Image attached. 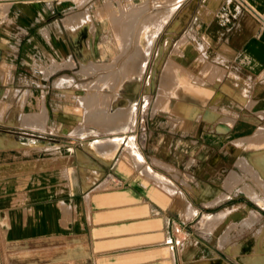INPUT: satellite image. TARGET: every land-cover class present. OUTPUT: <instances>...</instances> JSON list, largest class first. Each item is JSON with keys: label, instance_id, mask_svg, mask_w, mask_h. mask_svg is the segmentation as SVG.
<instances>
[{"label": "crops", "instance_id": "crops-1", "mask_svg": "<svg viewBox=\"0 0 264 264\" xmlns=\"http://www.w3.org/2000/svg\"><path fill=\"white\" fill-rule=\"evenodd\" d=\"M7 3L4 14L0 4V45L15 50H4L0 59L18 58L29 74L32 60L53 61L37 72L46 80L56 74L50 87H59L70 76L62 71L73 68L66 65L73 46L69 26H62L64 15L77 2ZM161 30L152 57L156 67H164L160 94L150 103L148 119L145 111L143 118L141 112L135 116L136 102L131 104L127 131H105L95 123L85 128L77 99L74 111L81 109L76 116L81 123L65 133L49 124L43 93L34 99L29 88H12V96L19 95L18 111L0 99V120L11 111L13 117L0 122V135L18 143L0 146V264H264V254L262 262H252V248L264 246V240L245 258L230 243L218 246L226 229L220 223L245 204L231 201L237 192L243 195L237 187L224 185L230 172L240 176L244 170L237 158L261 157V168L253 156L245 159L264 173V150H242L264 143V137H255L264 129V0H181ZM79 31L70 29L75 38ZM12 69L6 65L0 71L12 74ZM201 76L208 88L214 86L207 98V89L192 79ZM36 86L42 91L44 84ZM8 92L5 88L1 98ZM165 96L190 129L172 130L166 119L152 125ZM221 107L225 113H219ZM208 110L213 119L202 117ZM37 123L44 129L34 127ZM78 129L80 135L74 134ZM119 138L117 148L94 144ZM77 139L84 148L77 147ZM221 192L213 206L204 205ZM256 213L264 230V211Z\"/></svg>", "mask_w": 264, "mask_h": 264}, {"label": "rangeland", "instance_id": "rangeland-1", "mask_svg": "<svg viewBox=\"0 0 264 264\" xmlns=\"http://www.w3.org/2000/svg\"><path fill=\"white\" fill-rule=\"evenodd\" d=\"M8 1L11 0H0L3 14L9 6L7 4ZM75 1L78 6L71 9L68 14L64 15L65 19L64 21L62 20L63 23L65 22L62 25L64 29L66 28V24L69 26L68 30L71 35L70 44L73 46L72 57L74 60L69 57L66 63L67 66L73 68L62 71L71 76L64 77L66 79L64 81L68 83L64 82L63 84H60L59 87L53 88L50 87L51 79L56 74H53L47 80L41 79L42 76L37 72V68H50L55 63L53 61L45 64L42 60H32V67L34 69L32 73L29 74L26 72L28 69H21L24 68L25 64L20 63L18 58L7 61L0 59V68L4 67L6 69V65L7 67L10 65L13 67L12 74L8 72L5 74L4 71H0V99L14 105V107L9 108V110L18 111L15 109L17 104L15 103V100L19 98V95L12 96L11 89L15 87H19V89L27 87L29 88L28 95L30 98L35 99L40 93H43V97L46 100L49 124L54 125L53 127H55L57 131L65 133L81 123L76 120L78 115L81 116V109L83 110L82 112L84 116L82 126H85V128L92 129L94 127L92 123H95L99 129L113 131L119 124L124 123L127 125L125 126L127 128L123 130L127 131L132 126L134 113L135 116H137L141 112V116L143 118L145 111V117L148 119L149 109H151L150 103L156 94H160V92L156 93V91L160 84L159 81L164 74V67L161 66V63H159L157 67L154 65L155 60L152 59V57L156 50L158 40L155 45L154 42L157 33L162 29L165 22L170 18L181 0L176 3L175 8L171 12L170 16L165 19L160 29L157 28L156 24H154L155 22H152L151 18H158L160 15L162 16L175 0ZM84 5L87 8H85ZM73 17H75V20H73ZM72 27L80 30L77 32L76 38L70 32ZM150 33L155 35L154 42H150L147 39V36ZM161 33L162 30L158 34L160 35ZM134 37H138L140 39V43L142 45L140 47L143 53L141 54L144 56L147 55L148 57L143 72L136 69L143 56H137L136 53H133L135 46L133 45L132 39ZM4 50H15V46L4 47V45H0V54L4 52ZM57 61L61 62V59H58ZM8 62H11V64ZM192 79L198 87L207 89L206 92L208 95L206 98L211 94V90H214V86L211 88L207 87V81L206 79H202V76L197 78L193 77ZM55 82H60V80ZM36 83L44 84L42 91L39 90ZM5 88H9V92L4 98V95L6 94ZM3 92L5 94L3 95V98H1ZM235 98L241 102L244 101L243 98L238 95H236ZM76 99L78 102L83 104V106L81 109L77 108V110L74 111ZM133 102H136L134 113L131 105ZM202 102H200V104ZM47 103H50L51 106H47ZM217 103L214 102V104ZM200 104H197L198 109L202 108ZM121 105L122 108H120ZM158 105L157 114L150 119L153 126L159 124L161 120L164 121L166 119L167 124L172 130L182 131L190 129V124L184 125V122L182 121V112L179 110L178 106L175 105V103H170V96L163 97ZM146 106L147 109L144 110ZM217 110L221 114L226 112L224 107L218 108ZM12 111L7 113L9 115L7 119L3 117L0 122L11 120L10 118H13ZM209 114V110L203 112L202 117L205 119H213L214 117H211L212 114ZM1 115L2 114H0V116ZM86 117H88V119ZM86 120H88V122H85ZM38 124L39 123H37L36 128L38 127L39 129H44V123L40 126H38ZM47 130H49V128H47ZM81 130L82 129H78L77 131H73V133L80 135ZM98 136L108 137L107 135L104 136L101 133ZM257 136L258 138L264 137V129H259L255 137ZM3 138L5 139L6 137L0 135V146H12L18 144L13 139L8 140V138H6L4 140ZM3 140L5 142H3ZM111 140H108L105 144L106 146L101 149L105 150L108 145L113 146V142ZM6 141L9 142L7 143ZM81 141V139H77V147H83ZM247 145L245 146L246 149L244 147L242 149L247 153L249 152L248 150H257L259 148L260 151L264 150V143L259 144L252 142ZM250 145H254V149H250ZM247 147L249 148L248 150ZM241 155L237 158L236 164L246 171L242 170V172L239 173L240 176L233 171L230 172L224 185L228 190L234 186L237 187V189L240 190L244 196L252 201L237 192L236 195H232L235 199L231 201H243L245 204H239L238 206H241L234 211L231 216L225 219H223L224 216L231 209H236L237 205L227 211H221L223 215L218 217L209 229L203 228L205 233H210L213 227L223 219L220 223L221 228L226 226V229L219 237L218 246L223 247L224 243H226V245H229L230 243L234 246V248H236L235 250L238 253V257L242 255V257L245 258V255H248L250 248L255 245V242L259 245L264 240V230L262 227H259L261 221L260 219H256L258 216L256 210L264 211V173L262 171L259 172L255 166L252 168V165L245 159V156L247 155ZM251 156H253L251 160L255 161L261 168V157L259 158L253 154L247 156V158H251ZM223 173L226 172L224 171ZM253 183L256 186L250 185ZM223 196V192L218 193L215 198L206 200L204 205L207 207L213 206L216 200L222 198ZM228 204L225 203L222 204V206ZM248 207L254 208V211L250 210ZM214 215L216 214L210 216ZM203 219L201 218V221ZM226 248L228 251L234 252L233 247L227 246ZM252 251L254 255V260L252 262H262L261 256L264 254V246L261 244L259 246L256 245L252 248ZM243 264L245 263L243 262Z\"/></svg>", "mask_w": 264, "mask_h": 264}, {"label": "bare ground", "instance_id": "bare-ground-1", "mask_svg": "<svg viewBox=\"0 0 264 264\" xmlns=\"http://www.w3.org/2000/svg\"><path fill=\"white\" fill-rule=\"evenodd\" d=\"M179 0H175L174 2H172V4H171V6L170 7H168V10L165 12V13H163V15L161 16H159L158 18H155V17H152L151 19H152V22L154 23V24H156V26H157V28L158 29H160V27L163 25V23H164V21H165V19H167L168 18V16H170V14H171V12L173 11V9L175 8V5H176V3L178 2ZM10 3V2H9ZM8 4V3H7ZM6 6V5H5ZM6 10V9H5ZM157 13V12H156ZM161 13V12H160ZM154 14V13H153ZM152 14V15H153ZM151 17V16H150ZM149 18V17H148ZM143 19V18H142ZM146 19H147V17H146ZM150 19V20H151ZM125 24V23H124ZM132 29V28H131ZM136 35V34H135ZM138 37H139V35H138ZM138 37H134L132 40H133V45L135 46L134 47V52L133 53H136L137 54V56H141L143 53H142V49H141V47L140 46H142L141 45V43H140V39L138 38ZM154 38H155V35L154 34H152V33H150L148 36H147V39H148V41H150V42H154ZM127 39V38H126ZM127 41V40H126ZM126 47V46H125ZM150 51V50H149ZM142 53V54H141ZM143 56V58L141 59V57H140V59H141V61H140V63L138 64V66H137V70L138 71H140V72H143V70H144V68H145V65H146V62H147V60H148V57H147V55H142ZM72 65V64H71ZM134 67V66H133ZM99 69V68H98ZM122 73V72H121ZM63 76V75H62ZM70 80H72L71 78H69ZM67 80H68V78H67ZM102 82V81H101ZM128 110V109H127ZM45 113V112H44ZM125 114H127V113H125ZM129 114H130V112H129ZM132 114V113H131ZM47 115V114H46ZM45 119V118H44ZM126 119V118H125ZM128 119H130V118H128ZM127 121H129V120H127ZM126 121V122H127ZM124 122V121H123ZM122 122V123H123ZM124 124V123H123ZM119 124L118 125V127H116V129H114V130H123V129H126L127 127H125V126H127L126 124ZM40 125H42V124H38V126H40ZM120 125H123V126H120ZM35 127L37 126V124L36 125H34ZM38 128V127H37ZM4 139V138H3ZM6 139V138H5ZM4 139V140H5ZM10 139V138H9ZM8 139V140H9ZM2 140V139H1ZM3 140V142H5ZM112 142H113V147L114 148H117L118 147V145H119V142L121 141V139L119 138V139H114V140H111ZM2 142V141H1ZM7 142V141H6ZM9 142V141H8ZM7 142V143H8ZM106 142L107 141H101V140H96L95 141V145L97 146V147H100V148H103V146H105V144H106ZM109 143V142H108ZM27 146L29 147V148H32V147H34V145H28L27 144ZM131 146V145H130ZM132 149V148H131ZM106 152V151H105ZM157 174V173H156ZM158 175V174H157ZM154 176V175H153ZM161 177V176H160ZM169 183V182H168ZM248 190V189H247ZM256 196V195H255ZM258 198V197H257ZM222 214V213H221ZM220 214V215H221ZM219 215V216H220ZM209 218V217H208ZM209 219H211V218H209ZM212 220V219H211ZM213 221V220H212Z\"/></svg>", "mask_w": 264, "mask_h": 264}]
</instances>
